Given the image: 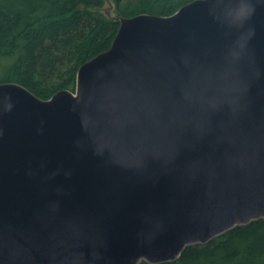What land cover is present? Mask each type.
<instances>
[{
  "label": "water",
  "instance_id": "water-1",
  "mask_svg": "<svg viewBox=\"0 0 264 264\" xmlns=\"http://www.w3.org/2000/svg\"><path fill=\"white\" fill-rule=\"evenodd\" d=\"M75 91L0 84V264H163L264 219V0L122 18Z\"/></svg>",
  "mask_w": 264,
  "mask_h": 264
},
{
  "label": "trees",
  "instance_id": "trees-1",
  "mask_svg": "<svg viewBox=\"0 0 264 264\" xmlns=\"http://www.w3.org/2000/svg\"><path fill=\"white\" fill-rule=\"evenodd\" d=\"M107 1L0 0V84H19L44 101L74 92L80 67L111 48L122 18L171 16L195 0H138L119 6L117 17L103 11ZM163 264H264V219L189 246Z\"/></svg>",
  "mask_w": 264,
  "mask_h": 264
},
{
  "label": "rangeland",
  "instance_id": "rangeland-1",
  "mask_svg": "<svg viewBox=\"0 0 264 264\" xmlns=\"http://www.w3.org/2000/svg\"><path fill=\"white\" fill-rule=\"evenodd\" d=\"M137 2H138V0H121L120 2H118L116 0H108L105 3L103 11L107 12V14H110L111 17H117V14L119 12V8L124 9V8H127L128 6L133 7L136 5Z\"/></svg>",
  "mask_w": 264,
  "mask_h": 264
}]
</instances>
